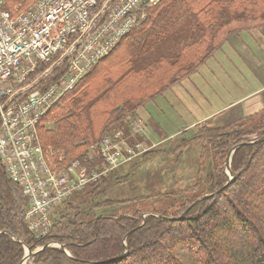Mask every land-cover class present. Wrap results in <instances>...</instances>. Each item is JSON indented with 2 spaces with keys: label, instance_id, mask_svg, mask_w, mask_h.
<instances>
[{
  "label": "trees",
  "instance_id": "1",
  "mask_svg": "<svg viewBox=\"0 0 264 264\" xmlns=\"http://www.w3.org/2000/svg\"><path fill=\"white\" fill-rule=\"evenodd\" d=\"M5 1L4 4L0 0V7L14 16L23 10L17 7L21 3L25 6L32 3V0ZM234 3L235 0H163L147 10L146 19L41 120L39 145L51 166L61 169L86 159L91 146L116 131L128 129L125 123L133 109L146 105L171 85L189 77L211 55L203 56L189 70L176 72L177 65L187 61L188 51H198L208 40L209 35L203 32L199 39L190 38L176 54L173 51L181 46L178 40L171 43L173 51L169 49V55L141 61L138 66L139 57L168 34L166 28L177 8L178 19L191 10L201 9V14H210L219 7L238 9L250 19L264 18V0ZM115 53H120L118 62L102 66ZM61 73L57 72L44 86ZM261 120L251 131L238 124L216 127L208 123L200 135L182 141L183 146H188L206 140L213 146V138H220L222 142L214 148L224 163L217 175L208 176L205 187H201L202 183L188 187L202 194L187 199L173 212L129 209L127 206L135 198L110 197L108 185L112 181L120 183L116 171L122 166L71 196L54 212L51 230L42 238H36L30 231L26 220L29 200L22 188L7 177L0 161V264H21L26 248L34 251L55 243L65 246L68 253L60 247H50L28 264H264V141L236 150L232 158L233 181L224 166L234 146L257 140H243V134L258 132L264 124V119ZM49 121L53 124L51 129L46 128ZM259 133L258 139L264 137V129ZM158 152L150 149L132 163ZM100 161L97 156L94 163L88 164L94 167ZM229 182L222 193L194 205ZM121 207L125 211L112 213ZM189 208L182 220L166 221L155 216L179 218ZM145 214L151 215L144 218Z\"/></svg>",
  "mask_w": 264,
  "mask_h": 264
},
{
  "label": "built area",
  "instance_id": "2",
  "mask_svg": "<svg viewBox=\"0 0 264 264\" xmlns=\"http://www.w3.org/2000/svg\"><path fill=\"white\" fill-rule=\"evenodd\" d=\"M162 1L36 0L16 16L0 7V161L29 200L26 220L36 237L49 234L52 215L71 196L152 148L119 130L91 146L83 161L55 169L39 145L38 127ZM143 122L132 123L134 136L147 135ZM97 156L100 164L90 167Z\"/></svg>",
  "mask_w": 264,
  "mask_h": 264
},
{
  "label": "rangeland",
  "instance_id": "3",
  "mask_svg": "<svg viewBox=\"0 0 264 264\" xmlns=\"http://www.w3.org/2000/svg\"><path fill=\"white\" fill-rule=\"evenodd\" d=\"M35 1L36 0H32L31 2L33 3ZM1 2L4 4L6 3L5 0H1ZM31 2H29V4ZM240 2L241 0H235L234 4H239ZM23 4L24 3H21L17 7L24 10L29 6H25ZM177 10L178 8L175 11L174 19H171L168 27L166 28L168 34H165V37L161 41L157 42L152 49L139 57L140 61L138 66L142 65L141 61H154L161 55H169V49L173 51L171 43L178 40L177 42L180 41L181 46L176 51H173L175 52L174 54H176L182 50L181 48L184 47L185 44L191 41L190 38L199 39V36L203 32H206L209 35L208 40L200 47V49H198V51L194 50L191 52V50L188 49L189 51L186 57H189L186 58L187 61L183 60L180 62V64L177 65L178 68H175L177 69L176 72L183 69L189 70L192 65H197L203 56L205 57L208 53H211V55L189 77L183 78L176 84L171 85L168 89H166V91H164V93L156 96L153 101L148 102L147 104L145 103L146 105L135 108L130 112L132 115L128 116L125 123V126H127L126 128L128 129L123 131L126 136H132V138H130V142L134 143L136 141H140L143 144L147 142L148 145L152 147L151 149L159 150V152L156 155H152L148 158L142 159L141 161L123 166L116 171L118 174L117 181L120 183L116 184L115 181H112V183L108 185L109 189H111L110 197L116 199H136L132 205L127 206L129 209L133 208L136 210L140 209L141 211L150 212H173L174 208L181 206V204L185 203L187 199L202 194V192L196 190H188V187L199 183H202L201 187H205L203 185L206 184L208 176L212 174L217 175L219 168L222 169L220 164L224 163L223 159H221V157L217 154V150L214 148L222 142L220 138H213V143H215L213 146L206 140H198L196 143L188 146H183L182 144L183 140L200 135L203 130H205L203 127L204 125L208 123H212V125H214L213 120L203 122L190 128L184 127L187 123H185L183 119H176L174 112H172L173 109L171 110V103L169 102L167 95L170 90L184 82L186 79L194 76L202 66L208 64L217 56L222 48L226 47L228 40L232 35V29L234 26L237 27V25L234 24L235 22L240 23L238 26H245L250 21L259 22L264 20V18L250 19L246 14L238 11V9L232 11L230 9H223L222 7H219L218 9L214 8L210 14L206 13L207 15L205 12L201 14V9H195V11L190 9L192 12H189L188 15L184 13V15L178 19ZM145 17L146 16H144L143 20L146 19ZM208 50L210 51L208 52ZM185 51L187 50L185 49ZM119 54H116L113 59L112 57L109 58L107 60V64L102 66H110L117 63L119 60ZM174 54L172 53L171 56ZM183 74H180L179 76H182ZM168 79L169 78L163 82V85ZM138 101H140V99H138ZM145 108L149 111L151 110L153 113L155 111L157 114H162L164 117L170 118H164L162 121L163 124L167 126L166 134L172 136V138L164 144L155 145L148 142V138L149 136L152 138L151 135H153V132L147 125H145V128H147L148 131L145 133L147 134L146 136L139 134V136L133 135L132 123L139 119L143 120V118H141L138 114L139 111ZM176 114L179 116L178 113ZM229 118L230 117L225 118L224 121L230 120ZM261 119H264V114L247 120L245 119L240 122H235V124L245 127L247 131H251L254 129L253 127L259 124V122H262ZM143 123L147 124L145 121ZM230 123L232 122L229 121V124ZM52 127L53 124L49 121L46 128L51 129ZM262 129H264V124L263 127L257 129L258 132L244 133L243 140L258 139L260 136L259 132ZM160 135H163V133ZM225 165L226 164H224V166ZM125 209L126 208L123 207L114 209L112 213L125 211ZM55 244L56 245L53 247H59V244ZM40 248H42V246L36 248L34 251ZM27 249L28 248H26V254L28 253ZM216 258L218 259V257Z\"/></svg>",
  "mask_w": 264,
  "mask_h": 264
},
{
  "label": "crops",
  "instance_id": "4",
  "mask_svg": "<svg viewBox=\"0 0 264 264\" xmlns=\"http://www.w3.org/2000/svg\"><path fill=\"white\" fill-rule=\"evenodd\" d=\"M234 24L226 47L167 95L176 119L187 123L184 127L210 120L225 127L264 114V20ZM138 115L153 132L148 142L164 144L172 138L162 122L170 118L146 108Z\"/></svg>",
  "mask_w": 264,
  "mask_h": 264
},
{
  "label": "water",
  "instance_id": "5",
  "mask_svg": "<svg viewBox=\"0 0 264 264\" xmlns=\"http://www.w3.org/2000/svg\"><path fill=\"white\" fill-rule=\"evenodd\" d=\"M264 141V137H262V138H260V139H257V140H254V141H251V142H242V143H240V144H238V145H236V146H234L231 150H230V152H229V154H228V157H227V162H226V167H227V173H228V175L230 176V181H233V179H234V175H233V171H232V158H233V155H234V153L236 152V150L238 149V148H240V147H243V146H245V145H252V144H259V143H261V142H263ZM230 185V182L229 183H227L222 189H220L219 191H217V192H215V193H212V194H208V195H205V196H203L202 198H200L194 205H196L197 203H199L200 201H202V200H206V199H210V198H212V197H214V196H216V195H218V194H220V193H222L228 186ZM190 209L191 208H189L185 213H183V215L181 216V217H179V218H169V217H165V216H162V215H156L155 214V216L156 217H158V218H160V219H163V220H166V221H174V220H182L188 213H189V211H190ZM149 215H151V214H145L144 215V218H146L147 216H149ZM56 244H50V245H48V246H46V247H42V248H40V249H38V250H36V251H32L31 249H27L28 250V253L26 254V256L24 257V259H23V261L21 262V264H28V262L32 259V258H34L38 253H40V252H42V251H44V250H46V249H48V248H50V247H53V246H55ZM60 248H62L63 250H65L67 253H68V251H67V249L65 248V246H63V245H58Z\"/></svg>",
  "mask_w": 264,
  "mask_h": 264
}]
</instances>
